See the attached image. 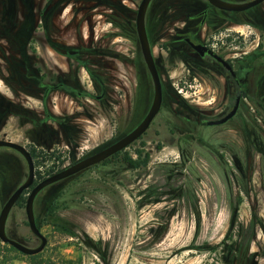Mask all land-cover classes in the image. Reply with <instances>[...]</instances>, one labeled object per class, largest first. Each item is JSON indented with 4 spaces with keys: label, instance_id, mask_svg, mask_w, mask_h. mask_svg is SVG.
<instances>
[{
    "label": "flooded vegetation",
    "instance_id": "1",
    "mask_svg": "<svg viewBox=\"0 0 264 264\" xmlns=\"http://www.w3.org/2000/svg\"><path fill=\"white\" fill-rule=\"evenodd\" d=\"M140 2L141 0H0V83L4 88L0 89V139L10 140L8 138L11 137L3 133L1 128L13 119L18 127L29 125L21 134L23 138H52V142L59 139L58 141L71 145L72 149L79 148L86 133L90 134L87 132L89 125H86L85 121L96 125L93 119L103 120L106 139L92 146L82 145L85 150L80 156L57 169V172L111 145L136 127L146 115L153 97V82L136 31ZM144 23L161 82L160 108L146 130L133 142L81 171L112 162L115 160L114 155L120 156L132 144L140 142L155 123L162 108H168L174 99L177 101V108H173L171 115L181 118V126H176L179 130L174 133L169 127L167 121H171L170 113L163 121L166 123L168 138H182V142L177 144L176 141L179 153L183 155V147L187 146L184 158L191 159L193 155L206 158V155H210L215 160H222V152L217 151V140L213 142V147L212 142L203 138H230L232 135L240 138H264V129L258 128L255 131L254 121L249 113L250 110L264 113V0L241 11L220 9L208 0H150ZM233 26H248L256 36V44L242 54L236 51V46L232 43L217 46V29ZM67 29L74 30V34L63 35V31ZM119 38L128 40V44ZM117 46H120V49ZM120 72L123 77L136 79L133 94L131 93L133 101L123 110L116 108L117 96L111 95L112 84L109 81L111 75ZM186 73L200 80L207 93L215 94V101L211 106H191L174 94L172 80L183 77ZM140 79L145 80V88L151 91L149 105L144 108L140 106ZM29 95L35 98L30 99ZM252 96H256L257 101H254ZM32 101L36 102L38 109L32 107ZM81 114L86 117L80 118ZM123 114L127 116V121L129 120L125 126L119 122ZM114 118L118 121L112 127ZM223 118V121L216 122ZM189 138H200L198 142L202 147L192 148ZM52 142L48 141V144ZM1 148L8 147H0V210L27 175L26 167L24 179L16 186L12 185L13 161L8 158L15 154L20 157L21 155L15 150L9 152ZM258 151L264 173V147ZM139 152L140 149L135 150L134 159H138ZM146 155L149 159V155ZM232 158L236 163L235 173L243 183L246 178L250 180L253 167H249V163L244 167V159L238 154H233ZM147 163L148 160L145 164L131 168L137 169ZM171 165L168 162L158 164L163 168ZM221 170L225 172L224 168ZM73 175L45 186L36 194L33 212L36 226L42 234L36 211L38 195L46 187ZM40 180L35 181L34 173L32 185L23 190L18 199L23 195L26 200L31 187ZM180 188L185 191L183 187ZM167 189L168 186L165 192H162L164 195H168ZM17 200L8 213L5 231L10 238L27 246H35L39 239L31 233L27 221L25 224L32 237V243H28L23 236L12 234L15 228L9 226L8 221L11 211L17 206ZM229 205L228 231L216 246L209 249L215 253L218 251V245L222 246L226 258L238 252L234 261L229 264H259V257H264V241L255 242L254 238L250 237L247 241L250 246L247 245L245 250H236L238 240H233L230 232L239 221L238 209L233 202ZM160 220L161 215L155 214L150 222ZM71 227L74 231L72 234L76 233L81 238V243L94 257L95 263L110 264L121 242L119 231L113 237L107 229L106 236H95L86 232V226L81 221ZM154 234L155 230L145 231L144 234L139 232L129 250L139 257L148 255L160 259L157 256L158 247L155 245L164 241L167 231L157 230ZM204 246L206 245H192L183 250L202 251L206 249ZM167 249L164 247L162 251ZM181 252L182 250L176 253L172 251L170 254ZM222 259H217L216 254L212 260L216 264H228Z\"/></svg>",
    "mask_w": 264,
    "mask_h": 264
},
{
    "label": "rangeland",
    "instance_id": "2",
    "mask_svg": "<svg viewBox=\"0 0 264 264\" xmlns=\"http://www.w3.org/2000/svg\"><path fill=\"white\" fill-rule=\"evenodd\" d=\"M84 31L87 32L86 28ZM63 32L65 36L74 34V30L69 29ZM119 39L128 44V40ZM229 43L236 46V51L242 54L256 44V36L248 26L218 28L217 46ZM117 48L120 49V46ZM122 75V72L115 73L109 80L112 84L111 95L117 96V110H123L127 105H131L133 101L131 93L133 94L136 83V79ZM84 78L86 77H82ZM140 80L142 89L140 106L144 108L149 105L151 91L145 88V80ZM172 81L174 94L186 104L208 107L215 101V94L207 93L200 80L192 78L187 73ZM0 89H4L1 83ZM29 97L35 98L32 95ZM251 98L257 101L256 96ZM176 102L174 99L168 108H162L145 137L120 155L136 158L135 150L140 149L136 160L140 161L145 154H148L149 159L145 166L133 169L124 161L113 160L78 172L57 184L46 187L38 195L36 211L47 243L37 257H30L17 251V256L8 264H35L39 259L50 260L56 264H97L81 243V238L76 233L72 234L74 231L71 225L79 221L85 224L87 233L95 236L97 234L106 236V229L111 237L116 236L117 231L120 232L121 242L110 264H216L212 260L216 254L217 259H222L223 256L222 261L229 264L234 261L238 252L226 258L222 246L218 245V251L215 253L209 248L216 246L228 231L230 202L235 203L238 209L237 221H239L230 232L232 239L238 240L236 250L241 248L245 250L250 237L254 238L255 242L262 243L264 241V179H262L264 173L258 150H263L264 138H240L237 135H232L230 138H203L207 142H212L213 147L215 146L213 142L217 140V151L222 152L220 154L222 160L218 158L215 160L210 155H206V158L201 155H193L191 159L184 158L187 154V146L183 147V155L179 153L177 144L182 142V138H168L166 123L163 121V118L170 113L171 121H167L169 127L174 133L179 130L176 126H181V118L171 115L174 112L173 108H177ZM31 104L33 108L38 109L35 101ZM78 109H81V104ZM249 113L252 115L255 131L258 128L264 129V113L259 110H250ZM85 117L82 114L80 116V118ZM126 117L124 114L121 116L119 122L122 126L129 121ZM88 120L92 121L90 118ZM93 121L96 125L85 121V124L89 125L87 132L90 134L86 133L82 142L84 146H92L106 139L107 133L102 126L104 121L100 118ZM117 121L114 118L111 126L113 127ZM14 123L15 121L10 119L1 131L11 137L8 139L21 143L34 154L32 159L35 181L62 168L85 150L82 145L72 149L71 145H67L65 141L60 142L59 139H54L52 142V138H23L21 134L29 125L18 127ZM199 139L189 138L192 148L200 146ZM48 141L52 143L48 144ZM1 149L15 152L11 148ZM74 151L76 153H73ZM233 154L243 157L244 167L248 163L249 167H253L250 180L243 179V183L240 176L235 173L236 163L233 162ZM8 160L13 161L11 162L12 185L16 186L26 175V165L17 154L9 157ZM163 162L172 165L164 168L158 166ZM223 168L225 172L221 170ZM167 186L168 195H164L165 193L162 192H165ZM180 186L185 191H181ZM23 206L19 204L13 208L8 223L15 228L12 234L23 236L28 243H32V237L25 224ZM155 214L161 215L160 222H150ZM62 227L69 233L63 231ZM150 230H155V234L157 230L167 231L164 241L155 245L158 247L157 256L160 259L148 255L139 257L129 250L139 232L144 234L145 231ZM192 245H206L204 246L206 249L183 250ZM164 247L168 249L162 251ZM253 247L255 248V245ZM181 250V253L170 254L172 251L176 253ZM219 253L222 255L220 256ZM259 264H264V257H259Z\"/></svg>",
    "mask_w": 264,
    "mask_h": 264
},
{
    "label": "water",
    "instance_id": "3",
    "mask_svg": "<svg viewBox=\"0 0 264 264\" xmlns=\"http://www.w3.org/2000/svg\"><path fill=\"white\" fill-rule=\"evenodd\" d=\"M149 1L150 0H141L140 2L138 12H137V17H136V31H137V36H138L142 55L147 65V68L150 72L151 79L153 82V97H152L151 105L146 115L141 120V122L136 127H134L129 133H127L125 136L118 139L111 145L97 151L96 153L89 155L69 165L68 167L64 169L57 171L43 178L42 180H40L39 182H37L31 187L26 197V200H25L24 212H25L26 221L28 223L31 233L39 239L38 244L35 246L24 245L10 238L5 231V222H6L9 211L11 210L15 201L18 199V197L23 192V190L29 188L33 183L34 162H33V159H32V156L29 150H27V148L24 145H22L21 143L15 142V141L0 139V147H8V148H11L17 151L21 155V157L24 159L26 167H27V175L25 179L10 194V196L7 198V200L5 201V203L3 204L0 210V240L3 243L13 246L19 252L25 255L37 254L44 249L47 243L46 236L43 235L36 226L34 212H33V201H34L36 194L39 191L43 189L45 186L55 181L66 178L91 165L97 164L101 162L102 160L106 159L107 157H109L110 155L114 154L115 152L121 150L122 148H124L125 146L133 142L137 137H139L146 130V128L148 127V125L150 124L154 116L157 114L160 108V105H161V100H162L161 82H160L157 70L155 68V65H154V61H153V57H152V53L150 50L149 41L147 37V32L145 28V23H144L145 11H146ZM208 1L220 9H224L227 11H241V10H245L259 3L262 0H249V1H244V2H228L225 0H208ZM228 116H226V118ZM224 119L225 118L217 120L216 122L217 123L221 122Z\"/></svg>",
    "mask_w": 264,
    "mask_h": 264
},
{
    "label": "trees",
    "instance_id": "4",
    "mask_svg": "<svg viewBox=\"0 0 264 264\" xmlns=\"http://www.w3.org/2000/svg\"><path fill=\"white\" fill-rule=\"evenodd\" d=\"M32 158H34V154L32 152H30ZM115 160H120V161H124L126 164L130 165L131 167H137L139 166V164H145L146 161L148 160V156L146 155L142 160L138 161L134 158H132L129 155H124V156H119L118 154L114 155ZM25 201V197H23V195L17 200L16 204L17 205H23V202ZM63 231L68 232V230L64 227H62ZM69 233V232H68ZM17 250L15 248H13L12 246H9L6 243H3L0 240V264H8L13 258H15L17 256ZM40 254H33V255H29L30 257H37ZM35 264H56L55 262H52L50 260L47 261H43L41 259L36 260Z\"/></svg>",
    "mask_w": 264,
    "mask_h": 264
}]
</instances>
